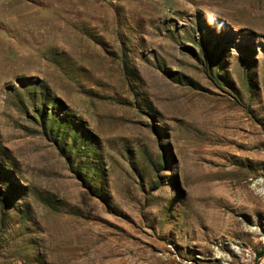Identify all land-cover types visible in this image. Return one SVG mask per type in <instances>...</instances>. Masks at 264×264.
I'll return each mask as SVG.
<instances>
[{"label": "rangeland", "instance_id": "obj_1", "mask_svg": "<svg viewBox=\"0 0 264 264\" xmlns=\"http://www.w3.org/2000/svg\"><path fill=\"white\" fill-rule=\"evenodd\" d=\"M263 253L264 0H0V264Z\"/></svg>", "mask_w": 264, "mask_h": 264}, {"label": "trees", "instance_id": "obj_2", "mask_svg": "<svg viewBox=\"0 0 264 264\" xmlns=\"http://www.w3.org/2000/svg\"><path fill=\"white\" fill-rule=\"evenodd\" d=\"M204 42H206L207 44H209L210 40H209V39H205ZM205 46H206V45H205ZM260 255L263 256L264 253H263V254H260Z\"/></svg>", "mask_w": 264, "mask_h": 264}, {"label": "bare ground", "instance_id": "obj_3", "mask_svg": "<svg viewBox=\"0 0 264 264\" xmlns=\"http://www.w3.org/2000/svg\"><path fill=\"white\" fill-rule=\"evenodd\" d=\"M258 199V198H257Z\"/></svg>", "mask_w": 264, "mask_h": 264}]
</instances>
